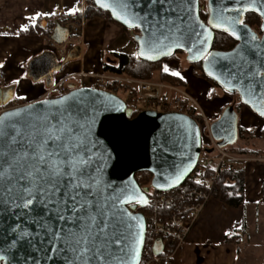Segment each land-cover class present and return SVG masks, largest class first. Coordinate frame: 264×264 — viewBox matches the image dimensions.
Masks as SVG:
<instances>
[{
  "label": "water",
  "instance_id": "95a60500",
  "mask_svg": "<svg viewBox=\"0 0 264 264\" xmlns=\"http://www.w3.org/2000/svg\"><path fill=\"white\" fill-rule=\"evenodd\" d=\"M91 1L98 9L107 12L114 22L128 30H138L134 40L140 60L158 63L182 51L186 54V60L189 63H201L203 72L210 80L216 82L229 94L238 96L244 106L264 119V116L260 115V112L264 111V97L261 95L262 90L259 86L253 94L246 90L248 81L239 83V78H231V73L237 71L233 60L238 59L237 53L242 50L257 68L264 63V15L261 14L257 4H251L249 0H242V3H237L236 0H205L208 11V19L205 22L200 15V3L203 0H194V3L182 6L191 8V15L187 16V26H185V23L177 19L176 13L165 12L162 16L156 15L155 9H159L160 6L150 9L149 0H101L100 3H97V0ZM125 2L129 5L126 10L129 19L140 27H129L113 15L114 11L117 13L124 11ZM102 4H108L109 7H102ZM241 8L248 10L243 11L241 15L237 11ZM150 12L152 15H149L147 19H140V16ZM250 12L259 15L262 19L261 35L244 22L246 14ZM134 13L139 15L133 20ZM169 17L180 24L181 30L169 31L170 26L165 23ZM236 17L243 19V25L232 24V18ZM215 24L220 26L216 27ZM233 28H235V35L232 34ZM194 31H199L202 35L197 37ZM216 32L231 36L237 41L236 46L230 51L214 50ZM71 34L70 27L57 22L51 40L58 46H63L69 42ZM237 35L241 38L237 39ZM165 36L169 38L165 39ZM252 36L256 37L255 44L260 47L252 50L245 49V38L250 39ZM205 38L206 42L200 44L199 41ZM177 43L180 47H176ZM142 50L144 54L140 55ZM78 58H80V48L73 49L62 62H59L55 53L45 52L29 63L27 75L36 83L45 81L50 88L54 75L62 72L67 64ZM209 72L212 73L211 76ZM260 79L264 80V76ZM70 88L60 97L46 98L7 109L0 113V117H7L9 113H18V116L9 119L25 121L37 116H48L55 120L58 118V110L66 109L65 114L70 113L84 124L85 131L89 126L91 127L88 135L95 144L94 167L100 168L97 174L102 178L101 199L109 206V218L112 217V213L123 218V223L116 219L111 220L114 227L108 229V239L112 238L113 233L125 236L129 233L138 235V225L143 226L138 256H133L127 249L125 254L120 251V248L111 246L108 258L113 261V264H121L122 260L124 264H141L147 239L146 217L143 213L137 212L139 208H145L147 205L141 198L148 203L151 189L168 192L182 186L197 167L201 152L210 153L211 150L203 147L201 131L195 119L185 114L145 110L131 120L133 109L129 108L125 100L118 95L89 87L77 88L76 85H71ZM65 97L70 99L64 100ZM12 99L13 90L0 88V108L9 107ZM245 100L248 103H245ZM55 101H63V103H52ZM238 119V113L233 105L226 108L221 118L212 125V134L220 147L234 145L238 140ZM143 172L152 175L151 188H142L136 180V175ZM129 196H133L131 202L118 203L114 199L120 197L127 201ZM113 204L115 207H112ZM9 223L12 221L9 220L0 225V229H7ZM11 239L10 235L0 230V246H2L0 250L6 252V260L0 261V264H24L23 252L12 250L8 253L6 251ZM132 240L134 237L125 241V244L130 245ZM121 247H124V244ZM163 249L164 244L157 241L154 245V254L159 256ZM33 255L41 260V264H44L43 253ZM51 264H65V261L62 257H57Z\"/></svg>",
  "mask_w": 264,
  "mask_h": 264
},
{
  "label": "snow or ice",
  "instance_id": "6c2138e0",
  "mask_svg": "<svg viewBox=\"0 0 264 264\" xmlns=\"http://www.w3.org/2000/svg\"><path fill=\"white\" fill-rule=\"evenodd\" d=\"M100 2L101 0H97V3ZM236 2L242 3V0ZM249 2L257 4L264 15V0ZM192 3L194 0H149L148 7L154 9L159 5V9H155L156 15L176 13L177 19L187 26L186 20L191 15V8L182 6ZM102 7L107 8L109 5L102 4ZM128 7L125 2L124 11H114L113 15L129 27H140L129 19L126 11ZM247 10L241 8L237 11L242 15ZM71 11L74 13L76 9ZM138 15L132 14V19ZM149 15L152 13H145L140 19H147ZM36 18L30 19L34 21ZM231 22L233 25H243V19L239 17L232 18ZM165 23L170 26V32L172 29L181 30L180 24L170 17ZM22 30L28 29L25 26ZM232 34H236L235 28L232 29ZM194 35L199 37L202 33L194 31ZM168 38L165 36V39ZM236 38L241 37L237 35ZM255 41V36L250 39L246 37L245 49H258L260 46ZM205 42L206 38L199 41L200 44ZM176 47H180V44L177 43ZM143 54L142 50L140 55ZM237 57L238 59L233 60L237 71L231 73V78H239V83L248 81L246 90L253 94L259 86L264 97V80L260 79L264 76V71H261L264 63L257 68L244 55L243 50L237 53ZM164 71H169L167 66ZM208 74L212 75L211 72ZM172 75L180 74L173 72ZM68 99L70 98H64ZM52 103L62 104L63 101ZM245 103L248 101L245 100ZM66 112V109L58 110V118L55 120L48 116H37L25 121L9 119L18 116V113L0 117V225L12 221L7 229H0L12 237L6 251L23 252L24 264H41L34 253H43L44 264H51L57 257H62L65 264H113L108 258L111 246L120 248L125 254L127 249L133 256H138L142 224L138 225V235L113 233L112 238L108 239V229L114 227L111 220L123 223V218L117 217L116 213H112L109 218V206L101 199L102 178L97 174L100 168L94 167L95 144L88 135L91 127L85 131V125L70 113L66 115ZM260 115L264 116V111ZM133 196H129L127 201L120 197L114 199L118 203L131 202ZM141 200L147 204V200ZM131 237L134 240L130 245L125 244ZM122 244L124 247H121ZM5 260L6 252L0 250V261ZM121 264H124L123 260Z\"/></svg>",
  "mask_w": 264,
  "mask_h": 264
},
{
  "label": "crops",
  "instance_id": "0c3cea01",
  "mask_svg": "<svg viewBox=\"0 0 264 264\" xmlns=\"http://www.w3.org/2000/svg\"><path fill=\"white\" fill-rule=\"evenodd\" d=\"M77 1L80 10V0ZM58 9H63V19L70 22L62 24L69 27L73 23L71 15L76 13L71 11L76 9L73 0H0V65H3L0 73L6 78L0 88L13 90L9 107L48 98L46 94L49 87L46 82L36 83L27 75L29 63L45 52L55 53L59 62H62L73 49L80 48V58L55 74L53 83L80 72L104 73L106 51L129 56L136 54L137 45L125 30L103 17L85 20L78 40L51 48L47 45L51 37L46 32L51 22H59L61 17L57 15ZM32 17L37 18L33 21L30 19ZM25 26L27 31L22 30ZM167 68L171 72H178L173 65ZM178 73L187 82L186 88L190 95L196 101L201 100L203 107L199 106L212 127L221 118L226 110L224 108L231 104V98L217 91L214 96L212 93L216 89L212 84L187 71ZM154 79L160 80V74L156 73ZM13 81L19 83L14 84ZM238 117V128L246 132L245 136L240 137L238 131L236 143L227 147L242 148L258 154H234L239 159L235 164L236 170L245 172L246 203L241 208H232L216 199L211 200L186 243L178 251L173 264H264V139H261L264 120L246 106L240 109ZM251 131L255 133L249 138ZM240 239H244V243H240ZM247 244H252L250 249L256 244L261 245L262 252L258 253L261 255L260 262L256 261L258 254L255 252L249 249L242 251V247Z\"/></svg>",
  "mask_w": 264,
  "mask_h": 264
},
{
  "label": "built area",
  "instance_id": "2783aa9c",
  "mask_svg": "<svg viewBox=\"0 0 264 264\" xmlns=\"http://www.w3.org/2000/svg\"><path fill=\"white\" fill-rule=\"evenodd\" d=\"M85 8L86 0H80L82 14ZM57 15L61 17L59 20L61 24L70 23L63 19L65 15L63 9H58ZM85 20L82 17L81 20L73 22L69 26L71 33H80ZM47 45L51 48L60 47L51 39L48 40ZM5 80V75L0 73V85H3ZM71 85L100 91H109L108 88L111 86H124L127 91L122 92L125 97L121 98L125 100L129 108L139 113L145 110L181 113L200 120L198 125L203 147L210 149L211 152H201L197 167L182 186L168 192L151 189L149 201L144 208L147 238H149V245L143 252L145 264H173L178 251L186 243L206 205L215 199L216 186L222 180L223 174L235 171V164L239 159L225 147H220L212 134L208 118L186 87L156 79L141 80L126 74L80 72L53 83L46 96H61L71 89ZM10 108L16 107L2 108L0 113ZM142 178L141 173L136 175L138 183ZM157 241L164 244V249L159 256L154 254V245ZM239 242L244 243V239H240Z\"/></svg>",
  "mask_w": 264,
  "mask_h": 264
},
{
  "label": "trees",
  "instance_id": "16d2710c",
  "mask_svg": "<svg viewBox=\"0 0 264 264\" xmlns=\"http://www.w3.org/2000/svg\"><path fill=\"white\" fill-rule=\"evenodd\" d=\"M200 6H201V10H200L201 18L205 22H207L208 11H207L206 1L205 0L201 1ZM82 17H84L85 19H94L97 17H107L112 22H114L111 16L107 12H104L98 9L91 0H86V8H85L84 14H82L81 11L79 10L75 14L71 15L72 22L79 21L81 20ZM244 22L248 24L253 30L258 32L259 34L262 33L261 32L262 19L259 15L252 13V12L247 13L245 16ZM55 25H56L55 22H51L49 24L46 35L51 37L53 30L55 28ZM121 27L128 33L132 34V40L135 42L134 35L138 33V30H128L124 28L123 26ZM236 44H237V41L234 40L228 34L223 33V32H216L213 49L218 50V51H230L236 46ZM180 55H186V54L182 51H179L175 55H173L171 58L166 59L162 62L150 63V62L140 60L137 54L129 56L126 53L111 52L110 57H108L109 59L107 58V60L104 62V72L109 73V74H118V75L126 74L132 78H137L141 80H151L154 78L156 73H159L160 80L164 82H169L176 86L187 87L188 86L187 82L183 79L181 74L179 76H176V75H172L173 71L171 72V70H169L168 72L164 71L165 66L173 65L175 66V69L178 70V72L183 73L187 71V73H190L191 75L197 78H201L209 82L210 84H212L214 88L216 89L212 93L214 94V96L216 95L215 91L228 95L231 98L232 102L230 105L226 106L224 109L234 105L236 112L239 114L240 109L244 107V104L240 101V98L238 96L229 94L221 86H219L216 82L210 80L206 76V74L203 72L201 63L191 64L187 60H185L186 63L189 65L188 66L189 68H185L183 66V62L179 59ZM108 90L109 92L115 93L118 96H120L122 92L127 91V88L124 86H111L108 88ZM48 98H53V97L51 96ZM249 110L256 116H258L251 109ZM138 114L139 112L137 110H133V114L130 119L131 120L135 119L138 116ZM195 121L197 122V124H200V120L198 118H195ZM238 131H239L240 137L243 138L246 132L240 127L238 128ZM254 133H255L254 131H251V133L248 134L249 138H252L254 136ZM262 138L264 139V131H262L261 133V139ZM225 148L230 153H233V154L258 156L256 152H250L242 148H235V147H225ZM141 174L143 178L139 182L140 186L142 188H151L152 175L147 172H143ZM245 180H246V177H245V172L243 170H236L233 172H228V173L223 174L222 180L216 186L217 192L215 193L214 198L218 200L219 202H222L232 208L243 207L246 203V200H245V182L246 181ZM137 212H141L145 214V209L139 208ZM148 245H149V238L146 239L145 249L148 247ZM141 264H145L144 256L142 257Z\"/></svg>",
  "mask_w": 264,
  "mask_h": 264
},
{
  "label": "rangeland",
  "instance_id": "374dc122",
  "mask_svg": "<svg viewBox=\"0 0 264 264\" xmlns=\"http://www.w3.org/2000/svg\"><path fill=\"white\" fill-rule=\"evenodd\" d=\"M73 2H75V4H76V11L75 12H77L78 10H79V4H77V0H73ZM97 18H101V17H97ZM103 18H106V19H108V20H110L109 18H107V17H103ZM86 20H88V19H86ZM111 21V20H110ZM126 33H127V36L132 40V34L131 33H128L127 31H125ZM80 38V34L78 33V34H76V33H72L71 34V37H70V40L69 41H73V40H78ZM106 53V58H105V61L107 60V58L108 57H110V53H108V51H106L105 52ZM108 53V54H107ZM109 59V58H108ZM179 59L183 62V66L185 67V68H189L188 66V64L186 63V55H180V57H179ZM158 75V74H157ZM154 79V78H153ZM122 98H124L125 97V94H121L120 95ZM53 98H56V97H53ZM237 100H238V98H237ZM197 102H198V104L201 106V107H203V105H202V103H201V100H200V102L197 100ZM145 215H146V212H145ZM252 246V244H247V246H243L242 247V251L243 252H245V250L246 249H249L250 250V252H252V253H256V254H258V253H261L262 251V248H261V245L260 244H256L255 246H254V248L253 249H250V247ZM253 250V251H252ZM257 256V258H256V261H261V259H260V254H258V255H256Z\"/></svg>",
  "mask_w": 264,
  "mask_h": 264
},
{
  "label": "flooded vegetation",
  "instance_id": "af4514ba",
  "mask_svg": "<svg viewBox=\"0 0 264 264\" xmlns=\"http://www.w3.org/2000/svg\"><path fill=\"white\" fill-rule=\"evenodd\" d=\"M261 35V34H260Z\"/></svg>",
  "mask_w": 264,
  "mask_h": 264
}]
</instances>
